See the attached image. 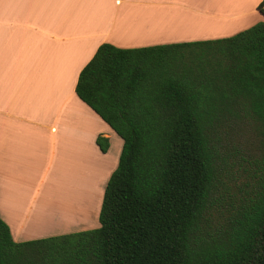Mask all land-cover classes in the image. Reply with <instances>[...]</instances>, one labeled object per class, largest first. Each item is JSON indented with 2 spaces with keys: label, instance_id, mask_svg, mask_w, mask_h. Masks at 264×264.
Segmentation results:
<instances>
[{
  "label": "trees",
  "instance_id": "16d2710c",
  "mask_svg": "<svg viewBox=\"0 0 264 264\" xmlns=\"http://www.w3.org/2000/svg\"><path fill=\"white\" fill-rule=\"evenodd\" d=\"M76 93L123 140L100 226L16 242L0 218V264H264V22L102 44Z\"/></svg>",
  "mask_w": 264,
  "mask_h": 264
},
{
  "label": "crops",
  "instance_id": "0c3cea01",
  "mask_svg": "<svg viewBox=\"0 0 264 264\" xmlns=\"http://www.w3.org/2000/svg\"><path fill=\"white\" fill-rule=\"evenodd\" d=\"M263 1L0 0V218L14 240L100 226L123 140L76 87L102 44L135 49L231 37L264 22ZM99 137L108 139L107 153ZM93 202L99 209L91 215ZM48 211L51 222L38 228Z\"/></svg>",
  "mask_w": 264,
  "mask_h": 264
},
{
  "label": "rangeland",
  "instance_id": "374dc122",
  "mask_svg": "<svg viewBox=\"0 0 264 264\" xmlns=\"http://www.w3.org/2000/svg\"><path fill=\"white\" fill-rule=\"evenodd\" d=\"M219 39H221V38H219ZM212 40H214V39H212ZM216 40V39H215ZM204 41H206V40H204ZM120 152H121V150H120ZM119 152V154H118V159L120 158V155H121V153ZM111 154H112V156L115 154V158L117 157V153H116V149L114 150V152H111ZM113 164H114V160H113ZM117 165H118V162H117V164L115 165V167H114V169H116V167H117ZM115 171V170H114ZM105 187V186H104ZM104 190V189H103ZM100 191H99V188H98V190L96 191V196L98 195V197H100ZM94 199V198H93ZM97 201H98V198H97ZM82 205H84V204H82ZM90 205H91V203H88V206H87V208L89 207V210L90 209H92V210H90V211H93L92 213H91V215H94V211H96V209L98 208L99 209V202H93V205L94 206H91L90 207ZM51 206V205H50ZM52 206H54V205H52ZM53 208V207H52ZM100 209H101V207H100ZM53 210V209H52ZM55 210H56V213H58V214H61L57 219L59 220V221H61V223L63 224V225H65V221H68L66 218H64V219H62L63 218V214H62V207L57 203V205H55ZM49 212V214L47 215L49 218L47 219V220H43L41 223H39L38 224V228H42V229H45V228H47L46 227V225L49 223V222H51V219L53 218V215L51 214V212L50 211H48ZM67 214H71V213H67ZM57 215V214H56ZM76 217H78L79 218V216H80V213H76ZM82 216V215H81ZM96 216V215H95ZM94 216V217H95ZM64 217H66V216H64ZM71 217V216H70ZM76 219L77 218H75L74 220H72L74 223H75V225H78V224H80V223H82V224H80V225H85V224H83V222H77V221H80V218L76 221ZM33 221V218H32V220H30L29 222H32ZM76 221V222H75ZM31 224V223H30ZM72 225V224H71ZM86 226V225H85ZM50 227V226H49ZM75 227V226H74ZM76 229L77 228H72V231H76ZM64 231V230H63ZM66 231V230H65ZM83 231H84V228H83ZM70 233H72V232H70ZM66 234V233H65Z\"/></svg>",
  "mask_w": 264,
  "mask_h": 264
},
{
  "label": "bare ground",
  "instance_id": "6f19581e",
  "mask_svg": "<svg viewBox=\"0 0 264 264\" xmlns=\"http://www.w3.org/2000/svg\"><path fill=\"white\" fill-rule=\"evenodd\" d=\"M224 10H225V9H224ZM226 10H227V9H226ZM222 12H223V11H222ZM226 12H227V11H226ZM226 12H225V13H226ZM217 28H218V27H217Z\"/></svg>",
  "mask_w": 264,
  "mask_h": 264
}]
</instances>
